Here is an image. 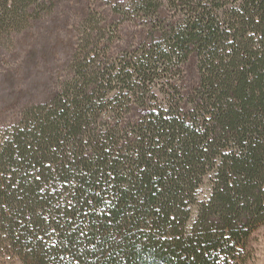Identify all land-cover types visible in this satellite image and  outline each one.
Listing matches in <instances>:
<instances>
[{
    "label": "trees",
    "instance_id": "16d2710c",
    "mask_svg": "<svg viewBox=\"0 0 264 264\" xmlns=\"http://www.w3.org/2000/svg\"><path fill=\"white\" fill-rule=\"evenodd\" d=\"M62 1L0 0V36ZM113 8L151 14L162 40L102 61L108 47L86 39L76 75L2 137L0 245L23 264H244L264 223V0ZM190 58L198 80L185 97ZM156 79L168 102L123 124ZM112 92L119 106L105 105Z\"/></svg>",
    "mask_w": 264,
    "mask_h": 264
},
{
    "label": "rangeland",
    "instance_id": "374dc122",
    "mask_svg": "<svg viewBox=\"0 0 264 264\" xmlns=\"http://www.w3.org/2000/svg\"><path fill=\"white\" fill-rule=\"evenodd\" d=\"M119 2L127 4L128 0H63L49 16L0 36V142L26 110L50 103L62 85L76 75L75 56L86 39L93 51L97 42L108 47L106 58L100 55L102 61H118L133 52L141 54L145 47L162 40L157 18L141 11L121 14L113 8ZM161 18L174 20L167 8ZM195 65L194 58L183 65L179 82L185 97L198 80ZM163 81L156 79L158 85L153 86L149 92L152 94L148 93L146 106L128 103L131 111L123 116V124L138 122L144 112L168 102L164 90H159ZM122 100L112 92L105 105L119 106ZM208 190L206 183L201 195H207ZM0 264L23 263L0 245ZM244 264H264V223L253 228Z\"/></svg>",
    "mask_w": 264,
    "mask_h": 264
}]
</instances>
